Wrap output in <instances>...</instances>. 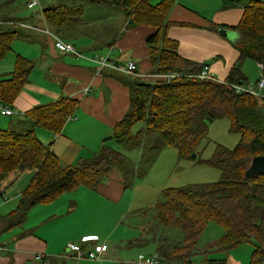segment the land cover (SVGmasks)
Listing matches in <instances>:
<instances>
[{
    "label": "trees",
    "instance_id": "16d2710c",
    "mask_svg": "<svg viewBox=\"0 0 264 264\" xmlns=\"http://www.w3.org/2000/svg\"><path fill=\"white\" fill-rule=\"evenodd\" d=\"M84 1L120 9L126 16V27L146 25L157 29L146 41L153 70L157 74L174 71L184 74L171 81L136 80L129 108L113 128L115 142L131 144L143 133L149 137L159 135L180 155L190 157L197 152L207 136L209 123L214 120L228 119L230 131L239 134L234 148L217 145L205 161L220 171L218 181L164 189L154 204L153 221L142 228L139 237L130 238L122 245L132 248L152 243L153 256L159 264H193L191 258L199 237L209 222H215L223 227L224 233L211 242V247L229 251L240 244H250L253 250L249 264H264V175L245 177L252 158L264 155V100L238 94L231 87L246 82L241 71V62L245 59L262 63L259 77H264V0H225L226 6L243 8L240 21L235 26L211 24L207 27L217 31L228 28L238 34L232 45L239 52V59L222 82L191 76L198 74L204 64L181 57L178 43L167 38L166 30L171 25L168 12L173 0H162L158 4L150 0ZM82 11V5L71 7L66 3L44 9L43 16L53 24L49 28L65 38L66 26L72 20H80ZM17 28L0 24V59L10 52ZM32 68L29 59L16 57L13 72L0 81L1 102L12 105ZM78 108V99L61 97L57 102L24 113L30 127H23L21 131L0 129V185L2 178L13 172H35L16 207L0 215V236L13 228H22L29 212L38 204L50 203L79 185L95 189L114 167L120 168L125 162L122 152L103 146L91 159L64 166L50 146L38 138L37 128L53 132L57 138L67 121L73 120ZM138 125L144 130H135ZM159 228L178 230L182 235L171 231L170 238H178L172 243L168 235L158 232Z\"/></svg>",
    "mask_w": 264,
    "mask_h": 264
},
{
    "label": "crops",
    "instance_id": "0c3cea01",
    "mask_svg": "<svg viewBox=\"0 0 264 264\" xmlns=\"http://www.w3.org/2000/svg\"><path fill=\"white\" fill-rule=\"evenodd\" d=\"M150 1L158 4L162 0ZM28 2L0 0L1 24L22 26L27 33L13 41L12 56L8 52L0 59L7 61L6 65L0 66V81L13 72L17 56L35 62L22 91L10 105L14 109L13 115L0 114V129L21 131L23 127H30L24 118L27 111L57 102L61 97L78 99L75 117L67 121L57 138L53 132L36 129L38 138L50 146L64 166L76 165L91 159L103 146L111 145L113 128L129 108L134 82L162 79L161 74L153 70L146 42L157 29L146 25L126 27L127 19L120 9L91 5L84 0H40V6L32 9L28 8ZM66 3L71 7L82 5L83 11L80 20H72L66 26L65 38L57 34L61 39L73 44L85 56L100 54L118 62L132 61L138 74L129 75L109 68L99 70L95 63L58 52L52 39L41 31L53 25L45 20L43 10ZM243 12L240 6H226L225 0H173L168 12L171 25L166 30L167 38L178 43L177 51L181 57L207 65L211 75L223 81L239 59V52L231 45L238 39V34L222 28L227 33L225 38L219 31L207 27L211 24L235 26ZM102 29H105L104 34L100 33ZM16 42L30 48L13 50ZM36 56L40 58L39 62L34 61ZM249 61L252 60L241 62V71L246 82H255L260 71L256 62L253 65ZM256 68L257 79L254 78ZM109 135L112 136L110 140L107 139ZM34 173L25 170L4 177L0 185V215L16 207ZM125 181L121 168L114 167L95 189L79 185L50 203L38 204L29 212L22 228H13L0 236V247L7 250L6 253L0 251V264H57L61 262L60 255L69 241H79L83 237L99 238L98 227L102 222L111 221L116 227L125 222L130 211L142 213L132 199L123 202ZM55 228L61 229L64 236L53 235ZM46 230L52 231L47 234ZM132 231V235H128ZM140 232L138 225L124 228L122 235L111 241L114 243H110L109 253L119 247L128 249L123 242L139 237ZM37 254L42 256L41 260L34 259ZM153 254L149 257H154ZM68 261L84 262L71 264H92L87 262L89 260ZM68 261L61 264H69Z\"/></svg>",
    "mask_w": 264,
    "mask_h": 264
},
{
    "label": "rangeland",
    "instance_id": "374dc122",
    "mask_svg": "<svg viewBox=\"0 0 264 264\" xmlns=\"http://www.w3.org/2000/svg\"><path fill=\"white\" fill-rule=\"evenodd\" d=\"M17 30V36L19 38L26 36L27 33L22 26L18 27ZM104 31L105 29H102L100 33L104 34ZM28 46L29 45H23L22 43L16 42L13 44V50L16 48V50L19 51L21 47L30 48ZM9 56H12L11 52L9 53ZM33 59L36 62L40 61V58L37 56L33 57ZM6 62L7 61H0V66L6 65ZM249 63L255 65L254 61H249ZM257 75L258 72L256 68L255 79H257ZM140 128L142 127L138 125L135 127V130ZM141 130H144V128ZM108 137H110V135L107 136V138ZM110 141V146L113 149H116L125 155V162L120 167L126 180V192L123 196V202H128L129 199H132L135 203L134 205L136 207L138 206L139 209H142L143 212L136 214L130 211L125 222L116 226L117 228L114 227V223L111 221L106 220L102 222V226L98 227L99 238L100 241L107 242V256L110 255V259L102 261H87L92 264H133V262L135 263V261H137L140 253L147 257L152 255L154 252V246L152 243H148L147 245L142 246V249L139 247L128 249L119 247L117 249H112V256V254L109 253L111 252V250L109 251L111 247L110 243H114L111 241L116 240L122 235L120 233L123 232L124 228H129L134 224L138 225L141 231L142 228L152 222L154 219V204L161 198L160 194L164 189L170 187L185 188L192 184L218 181L221 176L220 171L208 165L205 161L212 156L217 145L230 149L234 148L239 141V134L230 131V122L228 119L223 118L214 120L208 125L206 138L202 139L198 149H196L197 152H194L196 157L192 156L193 153L190 157L180 155L175 147L167 145L159 135L149 137L143 133L138 141H133L131 144H120L114 140ZM133 177L135 180L132 179ZM4 179L5 178H2V182ZM121 203L122 200L119 205ZM128 213L129 211L127 214ZM151 225L153 226L155 223H151ZM91 228L93 227L91 226ZM51 231L52 230H46V233L49 234ZM171 231H174L178 236L182 235L180 231L171 228H167L166 231L160 228L158 229L159 233L163 232L165 235H168L169 242L175 243L178 238H170ZM53 232V235L61 234L64 236V232L59 228H55ZM132 233L133 231L129 232L128 235H132ZM223 233V227L217 223L209 222L207 224L194 248V254L191 258L193 264L250 263L251 252L253 250V247L250 244H240L229 251H223L210 246L211 242L219 239ZM99 238L96 239L99 240ZM3 252L6 253L7 250ZM75 262L76 261H68L69 264Z\"/></svg>",
    "mask_w": 264,
    "mask_h": 264
},
{
    "label": "built area",
    "instance_id": "2783aa9c",
    "mask_svg": "<svg viewBox=\"0 0 264 264\" xmlns=\"http://www.w3.org/2000/svg\"><path fill=\"white\" fill-rule=\"evenodd\" d=\"M29 9H32L36 6H40V0H29L27 4ZM1 24V22H0ZM44 35L50 37L53 41L54 48L59 52L70 53L75 56L77 59H82L95 63L99 70L104 68H109L117 72L125 74H138L137 68L132 61L126 63L118 62L111 60L108 56L95 54L93 56H85L81 51H79L73 44L68 43L61 39L57 34H55L48 27L41 29ZM259 71H262V63H257ZM184 76L179 72H170L166 74H161V77L165 81H171L176 77ZM196 76L199 79H213L214 76L208 70L207 65H203L202 70L196 74L191 75ZM222 82V81H221ZM233 90L238 94H248L254 96L258 99L264 100V77L261 75L255 82H246L243 84H233L231 85ZM88 89V88H87ZM86 89V90H87ZM14 109L12 106L4 104L0 101V114L10 116L13 115ZM4 247H0V251H4ZM107 242L100 241L96 238L83 237L79 241H69L64 252L61 256V263L67 262L68 260H89V261H102L107 259ZM6 251V250H5ZM34 259L41 260L42 256L37 254ZM138 264H159L158 260L155 257H147L143 254H139L137 258Z\"/></svg>",
    "mask_w": 264,
    "mask_h": 264
},
{
    "label": "water",
    "instance_id": "95a60500",
    "mask_svg": "<svg viewBox=\"0 0 264 264\" xmlns=\"http://www.w3.org/2000/svg\"><path fill=\"white\" fill-rule=\"evenodd\" d=\"M219 34L227 38V33L224 30H220ZM111 138L112 136L108 137L107 139L110 140ZM192 156L196 157V154H193ZM258 175H264V155L253 157L245 171V177L247 179H252Z\"/></svg>",
    "mask_w": 264,
    "mask_h": 264
}]
</instances>
